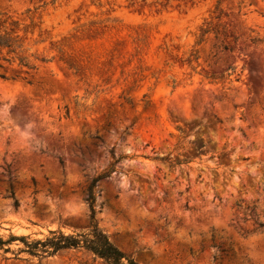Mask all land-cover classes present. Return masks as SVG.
Listing matches in <instances>:
<instances>
[{
  "label": "rangeland",
  "instance_id": "374dc122",
  "mask_svg": "<svg viewBox=\"0 0 264 264\" xmlns=\"http://www.w3.org/2000/svg\"><path fill=\"white\" fill-rule=\"evenodd\" d=\"M4 31L21 48L0 51L3 239L86 231L91 179L127 156L94 188L127 258L264 264V0H0Z\"/></svg>",
  "mask_w": 264,
  "mask_h": 264
},
{
  "label": "trees",
  "instance_id": "16d2710c",
  "mask_svg": "<svg viewBox=\"0 0 264 264\" xmlns=\"http://www.w3.org/2000/svg\"><path fill=\"white\" fill-rule=\"evenodd\" d=\"M16 42L6 31L0 33V51L5 50L7 55H17L21 46L17 45ZM3 60L10 62L9 58H3ZM18 61L21 67L27 66L25 58L18 57ZM1 77L4 78V76ZM126 158L127 156H118L104 172L91 179L85 199L89 209V226L86 231L73 234H64L60 230L48 231V235L43 239L34 240H30L28 236H14L11 234L7 239L0 236V252L3 254L11 253L15 257L20 253H24L40 261L63 251L77 250L84 251L91 255L94 260L101 261L102 264H135L133 260L127 258L124 253L114 246L108 236L99 228L94 209L95 185L100 180L109 178L115 172L116 164ZM7 192V197L12 199L13 208H17L18 201L14 197L11 185H9ZM258 227L262 228L263 223H258ZM15 242L22 244V247L15 250L11 249L10 246ZM202 251L203 249H200V252ZM212 260L213 262L219 261L220 264H223L224 261L230 263L229 255L225 250H220L219 255L214 254Z\"/></svg>",
  "mask_w": 264,
  "mask_h": 264
}]
</instances>
